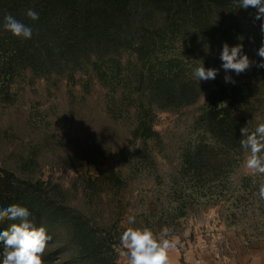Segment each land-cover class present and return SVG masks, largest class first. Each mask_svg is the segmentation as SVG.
<instances>
[{
    "label": "rangeland",
    "instance_id": "374dc122",
    "mask_svg": "<svg viewBox=\"0 0 264 264\" xmlns=\"http://www.w3.org/2000/svg\"><path fill=\"white\" fill-rule=\"evenodd\" d=\"M255 12L140 8L120 46L60 66L0 52V168L44 181L97 238L95 252L85 251L68 220H33L52 237L44 264H124L119 237L130 215L136 227L167 228L179 245L218 253L264 236V176L244 168L239 142L242 127L264 122V68L228 73L233 84L219 58L225 42H242L260 62L264 21ZM202 61L220 69L214 80L193 79ZM223 88L226 108H213L208 97Z\"/></svg>",
    "mask_w": 264,
    "mask_h": 264
},
{
    "label": "trees",
    "instance_id": "16d2710c",
    "mask_svg": "<svg viewBox=\"0 0 264 264\" xmlns=\"http://www.w3.org/2000/svg\"><path fill=\"white\" fill-rule=\"evenodd\" d=\"M204 3L233 6V0H0V52L10 55L6 59L24 65L60 66L81 52L89 54L120 46L118 44L124 40L123 37L131 34L132 23L137 16L135 13L140 8L145 11L149 7L154 11L178 15L188 7ZM28 9L36 11L39 19L32 21L28 18ZM4 13H10L32 27V38L22 40L5 31L2 26ZM227 95L226 88L215 89L211 91L208 102L213 108H226L222 104ZM212 118L218 121L217 115ZM224 121L225 117H221L218 122L224 125ZM12 204L27 207L32 214L30 220H68L79 246L85 251L95 252L97 238L94 229L63 204L56 205L44 181L21 179L15 173L0 168V209ZM14 222L7 218L0 220V232ZM2 252L3 245L0 244V254Z\"/></svg>",
    "mask_w": 264,
    "mask_h": 264
},
{
    "label": "clouds",
    "instance_id": "9594fccd",
    "mask_svg": "<svg viewBox=\"0 0 264 264\" xmlns=\"http://www.w3.org/2000/svg\"><path fill=\"white\" fill-rule=\"evenodd\" d=\"M233 7L255 9L254 19L264 21V0H233ZM26 16L32 21L39 19V14L33 9H28ZM2 26L5 31L22 40L31 39L33 36L32 27L10 13H4ZM260 32L264 36V22L260 24ZM243 49L242 42L234 46H229L227 42L223 44L219 58L226 73L225 82L236 83L228 75L230 72L238 76L254 65L264 68V39L256 53L261 58L259 63L250 60ZM219 71L218 68H206L202 61L192 69V77L198 82L214 80ZM240 132V147L245 156L244 168L253 175L264 176V122L257 123L252 130L247 126L242 127ZM258 196L264 201V180L259 183ZM31 215L29 209L20 204L0 209V220L7 218L16 221L0 232V244L3 245L0 264H44L43 255L52 237L48 235L45 227L37 226L30 220ZM127 223L129 227L119 237L120 245L126 249L127 264H171L169 253L177 247L178 240L171 236L169 229L154 233L147 226L136 227V220L132 215L127 217Z\"/></svg>",
    "mask_w": 264,
    "mask_h": 264
},
{
    "label": "crops",
    "instance_id": "0c3cea01",
    "mask_svg": "<svg viewBox=\"0 0 264 264\" xmlns=\"http://www.w3.org/2000/svg\"><path fill=\"white\" fill-rule=\"evenodd\" d=\"M171 264H264V236L247 244L233 246L222 253L198 246L177 247L169 253ZM128 257L124 258L127 264Z\"/></svg>",
    "mask_w": 264,
    "mask_h": 264
}]
</instances>
